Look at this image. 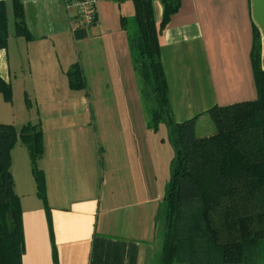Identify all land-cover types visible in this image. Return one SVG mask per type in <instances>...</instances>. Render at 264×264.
Returning a JSON list of instances; mask_svg holds the SVG:
<instances>
[{
    "label": "crops",
    "instance_id": "1",
    "mask_svg": "<svg viewBox=\"0 0 264 264\" xmlns=\"http://www.w3.org/2000/svg\"><path fill=\"white\" fill-rule=\"evenodd\" d=\"M130 3L98 0L96 22L71 27L68 14L74 10L66 9L65 0H21L30 38L7 29L0 47V77L10 86V99L0 93V122H26L19 119L21 112L7 106L15 96L31 97L38 105L32 123L41 129L37 165L44 177L52 236L26 149L19 147L24 177L17 195L21 264H53L52 244L58 264H150L172 148L165 138L156 140L159 126L156 131L148 128L138 108H130V101L136 106L137 79L127 32L119 22L120 15H132ZM151 4L158 22L161 4ZM254 33L264 69V0H179L158 36L174 122L195 116L197 126L211 106L255 98L250 63ZM75 61L81 71V63L86 68L84 89L67 85L65 72ZM108 90L112 108L103 103ZM90 101L97 103L92 107ZM131 116L138 120L132 123ZM207 125L202 126L208 130Z\"/></svg>",
    "mask_w": 264,
    "mask_h": 264
},
{
    "label": "trees",
    "instance_id": "2",
    "mask_svg": "<svg viewBox=\"0 0 264 264\" xmlns=\"http://www.w3.org/2000/svg\"><path fill=\"white\" fill-rule=\"evenodd\" d=\"M120 2L122 0H114ZM136 31L129 34L132 69L137 83L152 99L147 125L169 127L172 147L170 175L158 208L156 250L152 264H264V69L256 34L250 51L255 98L214 105L207 114L214 130L195 134V116L174 122L167 102L166 81L158 55V36L179 0H159L161 15L154 21L151 0H130ZM8 16L13 33L26 39L21 0L0 1V47L5 44ZM70 89H84L77 61L66 69ZM0 93L10 86L0 77ZM18 140L26 149L35 194L42 202L50 232L42 170L41 129L24 122L19 128L0 122V264H21L23 233L21 207L13 190L10 148ZM52 263L57 264L52 244ZM154 259V260H153Z\"/></svg>",
    "mask_w": 264,
    "mask_h": 264
},
{
    "label": "rangeland",
    "instance_id": "3",
    "mask_svg": "<svg viewBox=\"0 0 264 264\" xmlns=\"http://www.w3.org/2000/svg\"><path fill=\"white\" fill-rule=\"evenodd\" d=\"M130 4H129V7H131ZM124 6L125 7L122 8V10H123V12L126 13V10H127L126 7L127 6L126 5H124ZM130 12H132V10H130ZM124 17L126 19V27H127V30L129 32V34L135 33L136 26H135V22L133 20L132 15L129 16V17L127 15H124ZM7 29H8L9 32L12 31V18H11V16H8ZM99 55H100L99 53L93 54V56L95 58H97V60H98ZM81 66H82V71H83L82 74H86V68H85V66L82 63H81ZM98 78H100L102 80L101 77H98ZM136 84H137V88H138V94H137L136 101H135L136 106L131 105V101H130V108H132V109L138 108L139 114H140L139 117H140L141 121H143V123L148 127L147 121L149 120L148 119L149 118V114H150V111H151L152 107L154 106V103H153L152 99L145 93V91L142 90L141 88H139L140 86L138 85L137 81H136ZM95 88H100V90H102V84L101 83H96L95 84ZM109 91L110 90H108L105 93L106 96L104 98L107 99V100H106V102H103V103L110 104L111 105V108H112L114 101H112L110 99L111 97L110 98L108 97V96H111V94L109 93ZM88 93H89V96H91L90 95V91ZM29 98H31V97H29ZM9 99H10V97H9ZM28 99H27V96H24V97H22L20 95L19 96H15L12 99V102L11 103H8L10 105H7V106H8V108H11L15 112H18V111L21 112V116L19 117V119H23L24 121H28V122L29 121L30 122H36L37 120H36V117L34 116V114H36V111L38 110L37 109L38 108V105L32 99H29L30 101ZM109 99H110V101H109ZM132 100H134V97H132ZM89 103L93 107L97 102L96 101H90ZM99 104L102 105V102L101 103L99 102ZM107 108H109V107L107 106ZM109 119H112V118H109ZM129 119H130L129 121H132V123L133 122H136L138 120L136 117H133V116L129 117ZM203 124H209V125H207V126H209V129L206 130L202 126ZM19 126H14V127L17 129V128H19ZM158 126H159V129L158 130H157V128L155 129V131L157 130L155 132L156 140L158 138H162V139L165 138V140L170 144V142H169V134L170 133H169V127H168V125H166L164 123H159ZM200 126H201V128H200ZM210 129L212 130V129H214V127H213L210 119H208V117H207L205 119V121L203 120L197 126H195V129L194 130H195V134L196 135H204V134L208 133L207 131H210ZM159 141H160V139H159ZM12 146H13V149L11 150V153L9 152V154H10V160H11L10 168L9 169H10V173H11L12 178H13V190H14L15 194L18 195V193L20 191H22V184H23V181H24V177H23L22 166H21V163H20L21 155L17 151V149L20 147L21 150H22V152H24L25 147L18 140H16L13 143ZM12 146H11V148H12ZM25 156L27 157V155H25ZM28 165H29V160H28ZM26 176H28L29 180L32 183L33 181H32L31 176L29 175V173H27ZM158 241H159V237L156 238L155 243H157ZM156 247L157 246L155 245V250L157 249ZM151 258H152V255H151ZM151 258H150V264H152ZM56 259H57V256H56ZM57 264H58V262H57ZM172 264H182V263H180V262H173Z\"/></svg>",
    "mask_w": 264,
    "mask_h": 264
},
{
    "label": "built area",
    "instance_id": "4",
    "mask_svg": "<svg viewBox=\"0 0 264 264\" xmlns=\"http://www.w3.org/2000/svg\"><path fill=\"white\" fill-rule=\"evenodd\" d=\"M4 1V0H0ZM98 0H65L66 9L73 8V13L68 14L71 27H88L96 22V3Z\"/></svg>",
    "mask_w": 264,
    "mask_h": 264
}]
</instances>
